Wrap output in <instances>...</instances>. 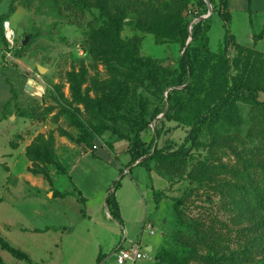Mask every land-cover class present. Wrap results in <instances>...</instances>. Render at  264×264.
<instances>
[{
    "label": "trees",
    "instance_id": "obj_1",
    "mask_svg": "<svg viewBox=\"0 0 264 264\" xmlns=\"http://www.w3.org/2000/svg\"><path fill=\"white\" fill-rule=\"evenodd\" d=\"M22 1L28 6L34 1L44 2L57 18L64 11L84 15L96 9L99 13V20L90 23L86 54L90 56L91 67L104 66L108 77H90L83 62L79 70L67 74L71 100L65 103L64 111L77 133L75 136L60 128L59 136L94 153L97 143L111 131L119 139L129 142V171L134 167L147 170L153 163L171 180H188L208 189L220 197L222 208L234 214V225L243 227L240 230L243 244L231 250L230 256H205L203 250L218 253L222 248L228 249L225 243L229 237L224 229L230 230L229 235L232 231L214 218H209V224L204 220L189 222L182 200H177L173 204V238L189 252L179 257L172 251L162 250L156 258L157 263L245 264L264 257V101L259 100V94L264 92V54L255 47H245L237 42L231 31L230 0H219L218 4L215 0H207L219 14L225 29L224 40L217 52L211 51L209 46L211 18L192 24L193 19L209 13L205 0H197L195 8H192L191 0ZM130 18L136 22L141 34L154 38L156 45H180L182 55L176 66L164 65L143 55L141 36L128 40L122 37ZM7 20L8 16H0V37L5 43H8L4 29ZM263 37L264 26L253 33L254 46ZM231 52L235 53L232 59L228 56ZM198 53L203 54L202 61H198ZM232 67L237 74H232ZM181 87L184 88L177 89ZM143 89L161 97L153 111L150 110L151 100L141 92ZM11 104L12 99L4 105L2 119L6 118ZM241 106L249 107L245 135ZM162 114H165L163 119L155 124L154 137L149 143L145 142L143 134ZM54 119L58 121V118ZM167 122L191 127L184 143L178 145L166 140L161 147L155 145ZM204 130L211 135L208 156L188 172L187 159L194 149L201 147ZM17 138L19 140L11 142L13 148H17L23 135L19 134ZM108 146L113 150L112 144ZM25 155L31 163L28 171L43 176L51 185L52 167L59 173H67L57 155L54 132L38 134L27 146ZM226 158L229 159L227 162ZM114 186L119 188L121 180ZM68 195L60 193L61 197ZM166 196L163 191L155 193L157 201ZM107 205L110 216L122 224L116 191L110 193ZM186 228L195 236L187 233ZM0 248L17 260L33 264L26 252L13 247L1 234ZM105 259L106 255L100 253L96 264ZM0 264H6L1 255Z\"/></svg>",
    "mask_w": 264,
    "mask_h": 264
},
{
    "label": "rangeland",
    "instance_id": "obj_2",
    "mask_svg": "<svg viewBox=\"0 0 264 264\" xmlns=\"http://www.w3.org/2000/svg\"><path fill=\"white\" fill-rule=\"evenodd\" d=\"M205 1L208 5V1ZM191 2L192 8H195L197 0ZM250 13L253 20L252 33H257L264 24V11L252 10ZM1 15L8 16L7 22L4 23L8 43L0 37V116L3 104L12 97V104L5 118L9 120L10 125L6 143L11 133H17L16 137L14 135V141L19 140L17 137L20 133L30 140L42 132H54L55 136H59L60 128L76 136L77 131L70 126L64 111L65 103L71 100L67 74L72 70H79L83 62L89 69L90 77H108L104 66L100 65L97 69L91 67L90 56L86 54L87 33L90 23L99 20L98 11L92 9L84 15L64 11L62 16L57 18L44 2L34 1L28 6L22 0H0ZM198 19H193L192 22ZM231 31L233 33L232 23ZM134 36L142 37L143 55L153 57L164 65H177L182 55L180 45H156L154 38L141 34L136 22L130 18L122 37L128 40ZM26 39L28 42L24 45ZM234 54L231 52L228 55L230 59ZM202 55L198 53V61H202ZM232 74H237L233 67ZM30 80L42 87L39 95L29 92ZM58 91L63 96H60ZM141 92L151 100L150 110L153 111L160 103L161 97L144 89ZM166 95L167 92L164 97ZM259 100L264 101V92L259 94ZM248 112L249 107L241 106L245 123L244 135L248 131ZM164 115L157 117L151 128L143 134L145 142L152 140L155 124L163 119ZM54 118H58V121L55 122ZM190 129L189 125L167 122L162 129V137L155 141V145L161 147L166 140L181 145ZM210 140V133L204 130L201 147L194 149L187 159L188 172L198 161L208 156L207 146ZM108 144H112L113 150H110ZM129 147V142L119 139L111 131L106 132L97 143L94 153L88 149L83 152L80 145L71 152L59 146L58 150L56 149L57 155L67 173L53 171L52 180L54 190L69 193L65 198H54L53 192L46 194L41 188L33 187L25 178L18 177L21 172H27L26 156L20 155L18 165L11 170L12 176H9L6 165L11 166L13 160L1 155V236L13 247L26 252L33 264H96L100 253L106 255L101 264H117L114 249L134 245H139L145 255L137 264H158L156 258L162 250L172 251L179 257L186 256L189 252L173 238V204L182 200L185 218L189 222L204 220L209 224V218H214L222 225L229 226L232 231L229 235L230 230L224 229L227 238L229 237L225 243L228 249L222 248L218 253L203 250V255H216L219 258L230 256L231 250H236L243 244L240 233L243 227L234 225V214L222 208L219 196L188 180H171L165 173L158 171L153 163L149 164L147 170L134 167L129 173ZM145 159L146 157L142 160ZM224 160L227 162L229 159ZM230 161L233 162V159ZM119 180L121 186L118 188L114 184ZM111 189V193L116 191V196L123 206L122 224L110 217L109 209L105 208V198ZM160 191L167 196L157 201L155 193ZM81 198L86 201L80 200ZM185 230L195 236L191 229ZM149 245L153 247L152 251L147 250ZM0 255L6 264H26L1 248ZM245 264H264V257Z\"/></svg>",
    "mask_w": 264,
    "mask_h": 264
},
{
    "label": "crops",
    "instance_id": "obj_3",
    "mask_svg": "<svg viewBox=\"0 0 264 264\" xmlns=\"http://www.w3.org/2000/svg\"><path fill=\"white\" fill-rule=\"evenodd\" d=\"M215 2L218 4L219 0H215ZM230 8H231V13H232V29H233V33L236 37L237 42L240 45L245 46V47H249V48L255 47V49L258 52L264 54V37L254 46L253 35H252L253 33H252V27H251V22L253 24V20L251 16L252 14L250 13L252 10L255 12L264 11V0H230ZM210 18H211V29L209 32V46H210L211 51L217 52L220 49L221 44L225 37L224 24L219 14L217 12H214L213 9H212ZM263 26L264 24L261 26V29L263 28ZM9 32L12 34V30L10 27H9ZM11 44L12 43H10V45ZM0 49H1V44H0ZM11 99L12 97L3 104L2 110H1V116H0V156L2 155L5 158L8 157L10 158V160L11 159L13 160V163L10 164L11 166L6 165L9 176H12L11 170L18 165L20 161V155L26 156L25 153H26L27 146H29L32 140L37 136L35 135L30 140H28L25 134L20 133L21 135H23V139H20V141L17 142V148H13L11 145V142L14 140V135L16 136L17 133L14 135L13 133H11L13 135V139L11 140V137H12L11 135V137H9L10 138L9 140L11 141L7 140L9 143V147L7 148L8 143H6L5 139L8 138V135L10 133V125H9V120L2 119V114H3L4 105L7 104L9 101H11ZM59 146H63L67 151L71 152V151H75L78 145L65 137L56 136V149L57 150ZM82 149H83L82 150L83 152H86L84 147H82ZM30 166H31V163L28 160L27 167H26L27 172L26 173L21 172L20 175H18V177L20 179L25 178L32 184L33 187L41 188L44 192H46V194L53 192L52 194L53 197L54 195H56L57 198L58 197L61 198L60 193L61 194L63 193L56 189L54 190V187H53L54 185H51L43 176L34 175L30 173L28 171V168ZM51 170L52 172L57 171V169H54L53 167L51 168ZM128 172L130 173L131 171L128 170ZM80 200L86 201L85 198H81ZM118 200L120 203V209L122 213L123 206L121 204V200L119 198ZM35 231H37V229H35ZM148 248H151V251L153 250V247L150 245L147 247V250Z\"/></svg>",
    "mask_w": 264,
    "mask_h": 264
},
{
    "label": "built area",
    "instance_id": "obj_4",
    "mask_svg": "<svg viewBox=\"0 0 264 264\" xmlns=\"http://www.w3.org/2000/svg\"><path fill=\"white\" fill-rule=\"evenodd\" d=\"M115 254L117 264H137L145 258L139 245H134L129 248L119 246Z\"/></svg>",
    "mask_w": 264,
    "mask_h": 264
},
{
    "label": "water",
    "instance_id": "obj_5",
    "mask_svg": "<svg viewBox=\"0 0 264 264\" xmlns=\"http://www.w3.org/2000/svg\"><path fill=\"white\" fill-rule=\"evenodd\" d=\"M208 7H209V13H208L206 16H203V17L199 18V19L196 20V21L204 20V19H207V18L210 17V15H211V13H212V6H211V4H210L209 2H208ZM196 21H195V22H196ZM195 22H192V24L195 23ZM191 29H192V26H191ZM191 29H190V30H191ZM191 40H192V38H190V40H189L188 43H190ZM27 42H28V39H26V40L24 41L23 44L26 45ZM30 84H33V81H32V80H30V81L28 82V85H30ZM28 85H27V87H28ZM26 89H27V88H26ZM111 191H112V189L108 192V194H107V196H106V198H105V205H106L105 208H106V209H108L107 200H108V197H109ZM148 250L151 251V248H148Z\"/></svg>",
    "mask_w": 264,
    "mask_h": 264
},
{
    "label": "bare ground",
    "instance_id": "obj_6",
    "mask_svg": "<svg viewBox=\"0 0 264 264\" xmlns=\"http://www.w3.org/2000/svg\"><path fill=\"white\" fill-rule=\"evenodd\" d=\"M28 90L30 93L39 95L42 92V87L33 82V84L29 85Z\"/></svg>",
    "mask_w": 264,
    "mask_h": 264
}]
</instances>
